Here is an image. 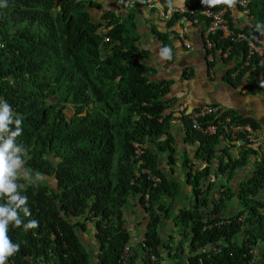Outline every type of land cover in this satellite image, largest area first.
Returning a JSON list of instances; mask_svg holds the SVG:
<instances>
[{
  "label": "trees",
  "instance_id": "trees-1",
  "mask_svg": "<svg viewBox=\"0 0 264 264\" xmlns=\"http://www.w3.org/2000/svg\"><path fill=\"white\" fill-rule=\"evenodd\" d=\"M5 3L0 6V109L5 101L10 105L12 131L22 117L23 131L14 145L20 148L17 155L26 174L16 171L23 177L20 192L28 197L31 212L25 216L18 210L23 224L8 226L7 234L20 250L6 264H89L90 253L77 233L85 231L87 223L93 224L98 249L92 264H116L122 246L130 243L122 210L128 198L145 210L155 204L142 240L155 253L158 240L152 239L160 219L156 210L167 214L179 194L178 181L157 167L158 154L166 151L172 163L176 136L194 144L195 160L182 151L180 167L192 201L171 215L179 236L170 247L172 255H180L182 247L186 250L176 264H196L198 256L204 264H245L248 246L257 251L256 264H264V152L241 145L233 155L228 144L192 130L183 116L181 135L171 131L170 113L164 114L171 81L155 75L154 66L145 62L149 51L137 44L135 18L141 4H129L125 12L104 10L101 22L88 12L100 7L95 0H59L58 6L56 0H0V5ZM188 4L210 6L201 0ZM248 9L246 26L259 31L264 0H248ZM176 17L173 13L166 25ZM150 30L163 51H170L167 35ZM217 47L222 44L214 40V53ZM241 51V44L234 46L227 61L239 58ZM171 54L166 53V63ZM251 67L263 69L264 55L260 66L253 60L236 79L243 76L248 84L253 82L247 72ZM250 91L264 93V78ZM237 121L259 127L253 118ZM133 143L141 150V164ZM249 161V173L234 183L236 170ZM151 174L159 177L156 185ZM218 175L227 182L220 183L212 197ZM232 197L237 210L229 214L225 207ZM7 200L0 195V204ZM33 219L39 226L25 229ZM212 245L219 253L212 252ZM135 255L132 252L128 264Z\"/></svg>",
  "mask_w": 264,
  "mask_h": 264
},
{
  "label": "built area",
  "instance_id": "built-area-1",
  "mask_svg": "<svg viewBox=\"0 0 264 264\" xmlns=\"http://www.w3.org/2000/svg\"><path fill=\"white\" fill-rule=\"evenodd\" d=\"M138 2L141 6H145L149 10H153L158 18L164 23L170 19L173 13L177 14L173 24L169 26V30L173 28V35L180 39L182 46L185 49L190 48L191 42L185 37L187 32L192 28H198L202 40L201 52L203 56L210 63L207 67V78L213 79L215 77V69L213 64L216 59L227 61V57L237 44L242 45L240 57L234 59L233 64L226 70L227 76L231 79L235 78L241 71H244L250 63L255 60L258 66L264 55V32L254 31L246 25L250 19L248 9V0H238L234 7H229L226 4L220 6H204L196 7L188 4V0H179L180 3L174 5L172 0H115L121 6V9L126 8L129 4ZM175 26L173 27V25ZM230 24L233 27H230ZM214 40L222 47L216 48V55L214 53ZM248 73L252 74L253 82L249 83L248 88L254 86L257 80L264 78V68L259 71L251 67ZM188 75V69L185 70ZM182 110V106L179 107ZM188 119L189 126L192 130L203 135L217 136L223 142L229 143L240 142V145H246L255 148V143L258 139L255 129L248 123H238L233 117L224 112L222 107L217 103H203L195 106L191 111L185 113ZM234 119V120H233ZM9 129H11L9 125ZM5 136L8 134L5 133ZM137 144V143H136ZM134 144V152L136 157L141 156V150L138 145ZM141 164V163H140ZM153 185L159 182L157 176H150ZM222 188H220L221 190ZM148 195H144L145 204L147 206ZM234 213V212H233ZM241 216L238 218L240 220ZM222 221H219L221 223ZM143 239H139L140 254L139 258L141 264H153L155 253L150 245H147ZM208 247V246H207ZM202 248L201 250H206ZM213 253H219L218 246L210 247ZM132 244L126 243L122 246L121 253L116 261V264H128L130 255L132 254ZM249 258L245 264H256L257 251L255 247L248 246ZM196 264H204L203 258L198 256ZM212 264V263H211Z\"/></svg>",
  "mask_w": 264,
  "mask_h": 264
},
{
  "label": "crops",
  "instance_id": "crops-1",
  "mask_svg": "<svg viewBox=\"0 0 264 264\" xmlns=\"http://www.w3.org/2000/svg\"><path fill=\"white\" fill-rule=\"evenodd\" d=\"M111 1V5L115 4L114 0ZM171 2L174 5L180 3L179 0H172ZM111 10H114L116 12L126 11V9H121L120 11L115 9ZM140 15L144 21L142 22L144 27L141 25V28L137 26V20L140 18ZM135 20L136 28L138 29L140 37L143 38L141 40L139 38L137 44L141 48L149 51V55L145 59V62L154 66L155 75L157 77L165 78L171 81L169 84V91L164 96L169 100L168 108L173 107L178 112V114H181V116L185 117L184 112L187 113L191 111V109H193L195 106H198L199 104L217 103L222 107L224 112H226L227 114L229 113V115L231 112L235 117H237L235 120H238L240 117L253 118L258 122L259 125V127L255 129L256 135L258 136V140L254 144L256 148L255 150L264 152V93L251 92L250 88H248L249 84L245 81L243 76H240V78L238 79H236V77L230 79L228 76H225V71L233 64L234 59L229 61L216 59L215 63L213 64L216 72L215 77L213 79H208L207 67H210V63L201 53L202 40L198 28H192L187 32L185 37L191 42V46L190 48L185 49L182 46L180 39L177 38V36L173 35V28L171 29V31L168 29L169 26L173 23L167 26V21L164 23V21L160 20L153 10H149L148 8L147 10H144V8L142 7H137ZM174 26L175 24L173 25V27ZM145 27L148 28V32H146L147 29H145ZM152 27L157 32L165 33L167 35L168 40L171 42L169 49L170 51H163V46L160 42V39L150 30ZM168 52H172L174 54V58L168 63L164 61L159 62L162 56ZM179 57H184L185 59H183L186 60V64H188L189 74L187 75L186 79H189L184 86L175 87L173 83L174 81H177L174 80V77L176 75L175 69L177 68L176 60ZM158 63L161 65H159ZM246 76L247 73L245 74V77ZM223 80L225 81L223 82ZM215 81L220 82L218 87L214 86ZM180 106H182V110H179ZM232 114L230 115L231 117H233ZM177 134H179V132H177ZM176 137V139L179 138L178 136ZM259 141L261 142L260 146L258 145ZM223 143L228 144V148L231 154L236 151V147L241 146L240 142H238V144L234 142L229 143L225 140V142L222 141L221 144ZM199 167L200 166H198L197 168ZM218 176H220L218 178H221V185L223 186L225 182H227V180H225L223 175ZM206 179L210 178L208 177ZM223 179L224 181H222ZM233 182L235 183L234 180ZM215 188L217 189L218 186ZM137 206L138 205L135 204V207ZM137 210H139V208ZM228 211H230V209ZM153 237V242H155V238H157L158 240V245L156 247V257L160 260V264H172L171 261L167 262L166 260L167 257L174 256L172 255V248H170L173 246L172 238H169L168 241H164L165 237H162L159 234H154ZM178 238L179 236L177 237V239ZM177 239L175 238V240ZM175 244L176 241L174 242V245ZM180 250L181 254L174 257L184 258L183 255H186V250H183V247ZM134 262L135 264H141L139 255L135 257Z\"/></svg>",
  "mask_w": 264,
  "mask_h": 264
},
{
  "label": "rangeland",
  "instance_id": "rangeland-1",
  "mask_svg": "<svg viewBox=\"0 0 264 264\" xmlns=\"http://www.w3.org/2000/svg\"><path fill=\"white\" fill-rule=\"evenodd\" d=\"M95 1L100 3V7L99 8H96V7L88 8L90 15L93 17V19L95 21L103 22V20L100 18V15L102 12H104V10H109V9L119 10L120 9L116 3H115L116 6H115V4L111 5V2H112L111 0H95ZM57 2H59V0H56V4H57ZM142 8H144V10H147V8L145 6H143ZM139 17L140 18L137 20V24H138L137 26L139 28H141V25L144 27V25L142 24V22H144V21H143V18L141 17V15ZM145 29H147L146 32H148V28L145 27ZM141 39H143V38L140 37V40ZM147 41H148V39H147ZM159 65H161V64H159ZM166 71H168V70H166ZM188 79L189 78L182 79L178 75H175L174 80H177V81H174L173 84L175 87L176 86L177 87L184 86L185 83L188 81ZM225 80H227V79H225ZM225 80H223V82ZM219 84H220V82H217V81L214 82L215 87H218ZM0 110H2V109H0ZM71 113H72L71 108L69 110L65 109L66 116H69ZM164 113L165 114L170 113L169 124L171 127V131H173L174 134H177V132L182 133L183 122L181 121L182 120L181 114H178V112L173 107L167 108L164 111ZM176 138H175V144H174L175 152L173 154V162L169 163V161L166 160V151H165V152L158 154V162H157L158 166L157 167L159 168V170L161 172H163L165 174V176L166 175L167 176L168 175L173 176L178 181V192H179V194L174 198V202H170V204L168 205V211H167V214H165L166 216L164 215V211H162V210L157 211L156 210V212L159 214L160 219L158 221L159 223L157 225H155V228H154L156 234H159L162 237H165L164 241H168V239H169L168 235L171 236L173 246H174V242L177 241V240H175V238L177 239V237H178V234H177V228L178 227L173 225L171 215L175 214L178 211V209H180V208L188 207L192 201V197H190V195H189V193H190L189 192V185H187L184 182V177H183L184 172L182 171V169L180 167V162H181L182 156L184 155L182 153V151L186 152L189 159H191L192 161H195L192 159L193 158V152L192 151L194 148V144H190L189 142H182L180 140V138H178V139H176ZM134 144H136V143H133V146H134ZM258 145L259 146L261 145L260 141H259ZM237 150H238V148L236 147V151L232 154L235 155ZM252 158H253V156L250 155L248 157V160H250ZM112 162L113 163L115 162V154L112 156ZM139 163H143V160H139ZM195 166L197 168L199 166V163L196 162ZM250 167H251V161H249L245 165L238 168L237 171L235 172V175H234L235 176L234 181L236 182L239 179V176H244L245 174L249 173ZM17 170L20 171L23 175L26 174L23 171V169L21 168V166ZM214 181H215V185L212 188V191H213L212 197L217 196L215 187H217L221 183V178L215 179ZM222 181H224V179ZM212 197H210V198H212ZM146 202L148 204V199L146 200ZM235 202H236L235 198L232 197L229 200V202L226 203L225 209H228V210L230 209V211L228 212L229 214H232V212L237 210ZM163 203L167 205L168 200L166 199V201ZM135 204H136V202H135L134 198H128V200H127L126 204H124L122 210H123V216L125 219V227H126L127 231L129 232V235H130L129 242L132 244L131 252H133V253L135 252V254H136L135 256L137 257V255L140 254V249H139V246H137V242L139 239L144 238V233L148 229L147 223H148V221L151 222L150 215H151V212L154 211L153 207H155V204L151 203L150 208L148 210L143 209V207H141L140 205L135 207ZM143 204H145L144 198H143ZM210 207H211V205H209L208 208H210ZM138 208H139V210H137ZM86 226H87V229L85 231H83V232L78 231L77 233H78L79 241L82 243L85 250L88 253H90V257H89L90 263L89 264H92L95 260L93 255L98 251V249H97V244L95 243V238L93 235V231H94L93 224L87 223ZM146 233H147V231H146ZM146 233H145V235H146ZM156 256H157V250L155 252V259H154L153 264H160V260ZM183 257H184V255H183ZM179 259H180V257L171 256V257H167L166 260H167V262L171 261L172 264H175L176 261ZM131 264H135L134 260L131 262Z\"/></svg>",
  "mask_w": 264,
  "mask_h": 264
},
{
  "label": "clouds",
  "instance_id": "clouds-1",
  "mask_svg": "<svg viewBox=\"0 0 264 264\" xmlns=\"http://www.w3.org/2000/svg\"><path fill=\"white\" fill-rule=\"evenodd\" d=\"M201 2L210 6L226 4L229 7H234L238 0H201ZM116 4L119 6L120 11L121 6L118 3ZM0 6H6V3ZM123 9H127V7ZM256 28L264 32V24H257ZM171 58L172 57H169L168 59ZM9 108L10 105L5 101L2 110H0V195L7 196L8 198L7 203L0 204V264H6L7 259L20 250L19 243L14 244L7 234L10 224L14 227H20L23 224L18 210H22L25 216L31 215L28 207V197L26 195H21L20 192L24 184L18 183L23 177L16 171L20 167L22 161L17 155V153L20 152V148L14 145V140L22 134L23 129L20 127L22 124V117L15 121V130H10L9 125L12 124L13 121L11 119L12 113H10ZM5 133L8 135L5 136ZM37 175L40 181L45 179L43 174L37 172ZM29 184L35 185L36 183ZM13 204L14 206H12ZM23 226L25 229H30L38 227L39 224L37 220L33 219L29 220V222Z\"/></svg>",
  "mask_w": 264,
  "mask_h": 264
},
{
  "label": "flooded vegetation",
  "instance_id": "flooded-vegetation-1",
  "mask_svg": "<svg viewBox=\"0 0 264 264\" xmlns=\"http://www.w3.org/2000/svg\"><path fill=\"white\" fill-rule=\"evenodd\" d=\"M171 43V42H170ZM172 53V52H171ZM202 53V52H201ZM172 58L171 60L174 58V54L172 53ZM203 55V54H202ZM166 54L162 56L161 60L160 61H164V62H167L166 61V58H165ZM184 57H185V54H184ZM183 57V58H184ZM182 57H179L176 61V69H175V72H176V75H178L180 78L182 79H186L187 75L185 74V70L188 69V64H186V60H184Z\"/></svg>",
  "mask_w": 264,
  "mask_h": 264
}]
</instances>
